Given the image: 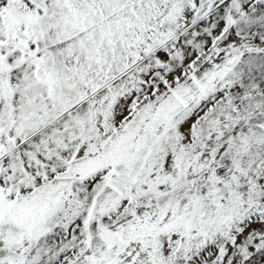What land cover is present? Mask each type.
Wrapping results in <instances>:
<instances>
[{
  "label": "snow or ice",
  "instance_id": "snow-or-ice-1",
  "mask_svg": "<svg viewBox=\"0 0 264 264\" xmlns=\"http://www.w3.org/2000/svg\"><path fill=\"white\" fill-rule=\"evenodd\" d=\"M0 264H264V0H0Z\"/></svg>",
  "mask_w": 264,
  "mask_h": 264
}]
</instances>
